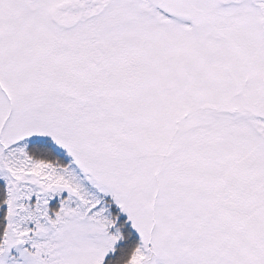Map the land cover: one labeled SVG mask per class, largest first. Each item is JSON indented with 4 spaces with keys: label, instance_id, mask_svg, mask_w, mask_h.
<instances>
[{
    "label": "snow or ice",
    "instance_id": "obj_1",
    "mask_svg": "<svg viewBox=\"0 0 264 264\" xmlns=\"http://www.w3.org/2000/svg\"><path fill=\"white\" fill-rule=\"evenodd\" d=\"M0 264H264V0H0Z\"/></svg>",
    "mask_w": 264,
    "mask_h": 264
}]
</instances>
